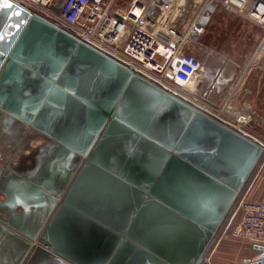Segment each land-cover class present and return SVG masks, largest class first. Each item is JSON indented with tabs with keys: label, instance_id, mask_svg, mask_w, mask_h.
Instances as JSON below:
<instances>
[{
	"label": "water",
	"instance_id": "1",
	"mask_svg": "<svg viewBox=\"0 0 264 264\" xmlns=\"http://www.w3.org/2000/svg\"><path fill=\"white\" fill-rule=\"evenodd\" d=\"M263 164L264 139L0 0V264H212Z\"/></svg>",
	"mask_w": 264,
	"mask_h": 264
},
{
	"label": "built area",
	"instance_id": "2",
	"mask_svg": "<svg viewBox=\"0 0 264 264\" xmlns=\"http://www.w3.org/2000/svg\"><path fill=\"white\" fill-rule=\"evenodd\" d=\"M20 1L51 22L64 26L79 39L262 138L252 126V106L242 99L243 96L231 91L217 102L196 90L194 80L201 61L187 49L190 38L204 31L205 8L214 3L226 12L242 15L264 31V0H193L197 5L188 20L184 19L185 7H188L185 0L181 3H175L177 0L165 3L156 0H64L58 11L53 7L60 0ZM152 7L157 8L155 12H151ZM263 43L264 32L260 46ZM247 191L234 207L221 235L259 241L264 239V196L253 199L247 196ZM260 260L264 264L263 256L245 260V263Z\"/></svg>",
	"mask_w": 264,
	"mask_h": 264
},
{
	"label": "rangeland",
	"instance_id": "3",
	"mask_svg": "<svg viewBox=\"0 0 264 264\" xmlns=\"http://www.w3.org/2000/svg\"><path fill=\"white\" fill-rule=\"evenodd\" d=\"M248 24L252 30L246 29ZM263 32L261 27L250 23L248 19L236 14L228 15V12L223 10L206 27L199 41L201 45H191L187 52L202 60L201 53L197 51L206 45L207 50H212V56L217 59H219V54H226L231 57L239 55L243 59L249 55H256L257 57L260 54V40ZM256 35H259L258 40ZM247 85L250 93H247L246 97L243 96L242 99L250 102L251 111L254 115L251 122L252 126L264 138V70L261 71L260 68L254 70L252 79ZM263 168L264 166L261 170ZM261 253V249L253 247V241L233 239L228 234H224L219 237L212 249L210 261L212 264H244L248 255L258 259Z\"/></svg>",
	"mask_w": 264,
	"mask_h": 264
},
{
	"label": "crops",
	"instance_id": "4",
	"mask_svg": "<svg viewBox=\"0 0 264 264\" xmlns=\"http://www.w3.org/2000/svg\"><path fill=\"white\" fill-rule=\"evenodd\" d=\"M183 0H177L175 3L182 2ZM185 3L188 7H185L187 9V13L184 16L185 20H188L191 18V14L196 8L197 2L193 0H185ZM223 11L222 7L219 4H216L215 7L213 5H210L205 8L202 23L204 25V31L206 27L212 22L217 15ZM226 12V11H225ZM227 14V13H226ZM236 14L238 16H242L238 13L234 12H228V15ZM243 17V16H242ZM245 18V17H244ZM250 21V20H249ZM250 23H253L250 21ZM254 25H257L253 23ZM259 25H257L258 27ZM260 27V26H259ZM246 29H251V26L248 24ZM203 32L197 33L194 35V37L190 38V43L188 44V48L191 45L197 44L201 45L199 43ZM259 35H256V39L258 40ZM262 39V38H261ZM261 41V40H260ZM203 50L197 51L198 53H201L200 56L203 59H206L207 64L211 68L212 72V83L213 85L210 86L208 84V80H201L200 78V70L197 74V83L195 84L196 90L203 96L211 101H221V99L228 94L231 91H234L236 95L239 97L245 96L247 93H250V89L248 88V82L250 79H252L254 70L260 68L261 71L264 70V43L260 46V54L257 55H249L245 59H243L239 55H235L234 57L228 56V55H222L217 59L215 56H212L210 49L207 50L206 45ZM200 48V47H199ZM201 49V48H200ZM188 50V49H187ZM212 51V50H211ZM213 52V51H212ZM216 58V59H215ZM262 81V80H261ZM252 87V86H251ZM247 91H244V90ZM256 118V117H255ZM263 178V180H261ZM264 168L257 174L255 177V181L251 183V185L248 188L247 196L253 199H259L264 196ZM253 247L256 249H261L262 253L261 256L264 257V239H261L259 241H253ZM252 259L254 260L251 255H248L245 260ZM246 264V263H244Z\"/></svg>",
	"mask_w": 264,
	"mask_h": 264
},
{
	"label": "snow or ice",
	"instance_id": "5",
	"mask_svg": "<svg viewBox=\"0 0 264 264\" xmlns=\"http://www.w3.org/2000/svg\"><path fill=\"white\" fill-rule=\"evenodd\" d=\"M10 6V5H9Z\"/></svg>",
	"mask_w": 264,
	"mask_h": 264
}]
</instances>
